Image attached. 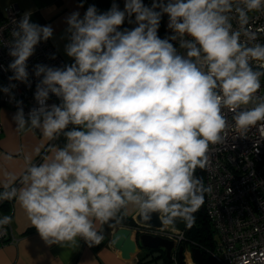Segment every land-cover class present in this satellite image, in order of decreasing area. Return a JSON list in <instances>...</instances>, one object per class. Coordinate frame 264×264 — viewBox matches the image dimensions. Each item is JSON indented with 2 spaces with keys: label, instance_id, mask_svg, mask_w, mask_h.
Segmentation results:
<instances>
[{
  "label": "clouds",
  "instance_id": "9594fccd",
  "mask_svg": "<svg viewBox=\"0 0 264 264\" xmlns=\"http://www.w3.org/2000/svg\"><path fill=\"white\" fill-rule=\"evenodd\" d=\"M252 11L264 12V0H153L151 6L125 0L123 10L113 3L104 12L90 5L83 17L72 12L65 18V53L73 62L35 65L38 106L26 114L13 92L17 85L0 87L17 107L18 130L40 129L49 140L63 133L67 143L32 164L21 189L10 188L17 177L9 174L0 200L17 199L49 246L77 238L99 245L104 236L95 222L109 223L122 210L127 215L129 205L145 221L158 214L165 228L177 219L191 228L212 191L195 173L209 167L210 147L226 140L225 110L237 138L256 129L264 143V97L257 95L264 72L251 64L264 69V44L247 46L264 27H247ZM165 14L172 34L161 38ZM126 20L136 26L121 30ZM13 24L9 81L30 87L28 60L54 29L29 12ZM51 94L60 102L49 104ZM11 222L0 217V229Z\"/></svg>",
  "mask_w": 264,
  "mask_h": 264
},
{
  "label": "built area",
  "instance_id": "2783aa9c",
  "mask_svg": "<svg viewBox=\"0 0 264 264\" xmlns=\"http://www.w3.org/2000/svg\"><path fill=\"white\" fill-rule=\"evenodd\" d=\"M22 15L19 7L12 4L8 7L4 20L0 22V87L15 83L17 87L13 89V92L17 100L23 101L27 114L32 107L38 106L34 93L40 78L34 75L35 65L47 64L59 67L71 64L73 61L65 63L49 40L42 41L36 47L35 54L28 60L31 86L19 81H9L13 73L7 66L13 57L8 54L9 49L6 44L12 41L13 19L20 20ZM232 15L233 28L239 29L240 25L235 13ZM248 15L250 20L247 27L252 29L264 27V12L252 11ZM164 18L168 19L167 14ZM132 19L134 20V16ZM135 26L131 24V28ZM171 34V30L167 29L165 36ZM185 39H191V37H185ZM241 40L243 42L246 38L242 35ZM173 43L176 44L181 54H185L186 50L180 48L178 42ZM252 43L264 44V32H258L257 40L249 42L247 46H252ZM52 54H55V59L51 58ZM251 64L253 70L264 72V69L257 67L258 62L252 61ZM260 79L262 87L257 95L264 97V75ZM59 102V99L51 94L48 103ZM0 106H8L17 111L15 103L10 102L9 96L2 91H0ZM225 113L229 123L226 129V140L223 144L210 147L209 167L204 170L198 168L195 173L197 177L202 178L205 187L210 186L212 191L205 193V203L200 210L194 213V216L196 219L202 212L217 234L218 239L214 247L212 250L207 249L217 264H264V143L259 141V133L256 129L249 130L246 133L247 138H237L239 133L235 130L232 113L227 110ZM2 132L3 123L0 121V139ZM3 216L5 215L0 210V217ZM10 229L11 223L0 229V240L8 238ZM133 231L136 235H159L172 240L175 243V252L172 253L175 261L178 259L179 247L187 240L186 228L173 232L169 228H154L138 224L133 227ZM177 233H182V237ZM193 246L199 247L202 251L204 249L202 245H197L195 242L185 247V264H197L191 254Z\"/></svg>",
  "mask_w": 264,
  "mask_h": 264
},
{
  "label": "crops",
  "instance_id": "0c3cea01",
  "mask_svg": "<svg viewBox=\"0 0 264 264\" xmlns=\"http://www.w3.org/2000/svg\"><path fill=\"white\" fill-rule=\"evenodd\" d=\"M152 2L153 0H144L147 6H151ZM81 3L83 7H80ZM113 3L118 4L121 10L124 9L125 0H0V8L6 15L8 7L15 4L22 14L29 12L34 22L52 25L54 36L49 39V42L60 58L65 63H70L73 58L65 53V45L69 42L65 18L74 11H79L83 17L90 5H95L100 12H104L109 10ZM166 21L168 19L163 16L158 30L161 38H164L168 29L165 25ZM125 27L131 29V24L127 20L121 30ZM15 113L16 110L13 108L0 106V121L3 123L0 139V192L5 190L3 184L7 182L9 174L17 177L10 188L16 187L19 190L24 187L21 178L26 170L32 164L44 162L45 157L51 159L54 156L51 149L62 148L67 143L63 135L49 140L43 136L40 129L26 126L25 129L18 130L13 120ZM1 213L11 216L12 222L8 238L0 240V264H137L144 255L148 259L152 257L149 250L145 248H139L137 254L125 256L112 245V235L118 228L123 226L133 228L134 226L128 222L130 219L137 225L140 224L137 221L139 212L131 205L128 206L127 215H124L122 210L117 214V219L109 223L95 222L97 230L103 234L104 239L99 245L93 247H89L82 238H77V241L71 244L66 243L63 247L47 245L31 225L25 209L17 199L12 201L10 207L1 210ZM163 227L165 228L164 225ZM173 227L176 230H183L186 224L182 219H177L174 226L167 228ZM174 252L175 249L172 253ZM153 264L165 263L158 260ZM166 264H180V262L179 259L177 261L173 259Z\"/></svg>",
  "mask_w": 264,
  "mask_h": 264
},
{
  "label": "water",
  "instance_id": "95a60500",
  "mask_svg": "<svg viewBox=\"0 0 264 264\" xmlns=\"http://www.w3.org/2000/svg\"><path fill=\"white\" fill-rule=\"evenodd\" d=\"M137 221L140 224L149 225L154 228H162L163 224L158 214H153L150 221H145L140 213L137 216ZM134 235L133 228L120 227L112 235V245L121 251L125 256H131L139 252V248L145 249H163L166 251V256L172 258V252L175 248V243L172 240L161 237L159 235L153 236L150 234ZM191 254L197 264H207L202 250L198 247L191 248ZM178 259L180 264H185V246L181 245L178 249Z\"/></svg>",
  "mask_w": 264,
  "mask_h": 264
},
{
  "label": "trees",
  "instance_id": "16d2710c",
  "mask_svg": "<svg viewBox=\"0 0 264 264\" xmlns=\"http://www.w3.org/2000/svg\"><path fill=\"white\" fill-rule=\"evenodd\" d=\"M4 18H5V14L3 10L0 8V22H2ZM69 127H71V125ZM60 135H63V133H61ZM14 199L0 201L1 204L0 210H3L5 207L6 208L10 207ZM128 222L129 224H131V226L137 225L134 220L130 219ZM186 237L187 240L183 242L186 247L191 246L193 242H195L197 245H202L204 247L202 252L204 253L206 263L217 264L211 253L208 252L207 250V249L212 250V248L215 245L214 230L209 220L205 218V215L202 212H200L199 215L196 217L195 223L191 228H188L186 226ZM148 250L149 253L151 254L150 256L152 257L148 259V257L144 255L137 264H153L154 262H158V260H162V262L166 264L173 260L172 258L170 259L166 256V251H164L163 249H158V250L148 249Z\"/></svg>",
  "mask_w": 264,
  "mask_h": 264
},
{
  "label": "rangeland",
  "instance_id": "374dc122",
  "mask_svg": "<svg viewBox=\"0 0 264 264\" xmlns=\"http://www.w3.org/2000/svg\"><path fill=\"white\" fill-rule=\"evenodd\" d=\"M167 23H168V21H166V23H165V25H166V27H167ZM137 226V225H136ZM135 227V226H134ZM214 239H215V241H217V234L214 232ZM182 245H184V243L182 244ZM185 246V245H184ZM186 247V246H185ZM193 247H195V246H193ZM192 248V247H191ZM199 248V247H198Z\"/></svg>",
  "mask_w": 264,
  "mask_h": 264
}]
</instances>
